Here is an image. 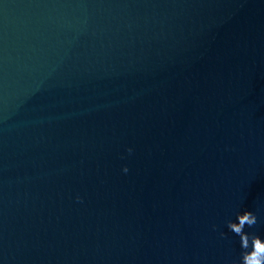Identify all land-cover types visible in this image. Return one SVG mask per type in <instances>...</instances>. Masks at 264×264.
Wrapping results in <instances>:
<instances>
[{
    "label": "water",
    "instance_id": "1",
    "mask_svg": "<svg viewBox=\"0 0 264 264\" xmlns=\"http://www.w3.org/2000/svg\"><path fill=\"white\" fill-rule=\"evenodd\" d=\"M246 210L264 0H0V264H230Z\"/></svg>",
    "mask_w": 264,
    "mask_h": 264
},
{
    "label": "clouds",
    "instance_id": "2",
    "mask_svg": "<svg viewBox=\"0 0 264 264\" xmlns=\"http://www.w3.org/2000/svg\"><path fill=\"white\" fill-rule=\"evenodd\" d=\"M129 152L132 149L128 150ZM128 168H124V172H128ZM79 200L80 198L77 197ZM238 222L229 220L228 229L235 235L240 237L241 241V257L239 260H231L230 264H264V239L258 234L245 232V226L253 227L257 223V216L252 211H244L237 214ZM221 235H225L221 233Z\"/></svg>",
    "mask_w": 264,
    "mask_h": 264
}]
</instances>
